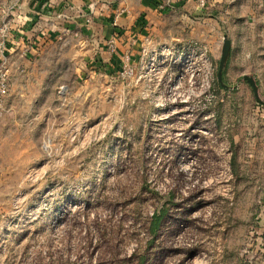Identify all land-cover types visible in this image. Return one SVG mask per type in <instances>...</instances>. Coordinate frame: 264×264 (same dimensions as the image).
<instances>
[{
    "label": "rangeland",
    "instance_id": "374dc122",
    "mask_svg": "<svg viewBox=\"0 0 264 264\" xmlns=\"http://www.w3.org/2000/svg\"><path fill=\"white\" fill-rule=\"evenodd\" d=\"M168 4L122 74L76 37L10 65L0 264H264V4Z\"/></svg>",
    "mask_w": 264,
    "mask_h": 264
},
{
    "label": "crops",
    "instance_id": "0c3cea01",
    "mask_svg": "<svg viewBox=\"0 0 264 264\" xmlns=\"http://www.w3.org/2000/svg\"><path fill=\"white\" fill-rule=\"evenodd\" d=\"M173 1V0H171ZM245 1L246 8L259 12L264 0ZM1 8L17 2L19 16L10 18L9 52L7 59L13 67H20L36 58L62 40L76 37L85 44L86 52L94 54L95 64L113 69L119 65L126 52L133 57V48L144 40L149 22L155 21L157 33L169 32L164 15L174 7H164L162 0H1ZM177 4V3H175ZM165 5V4H164ZM0 8V9H1ZM209 7L204 5L203 12ZM1 15V13H0ZM147 26V27H146ZM261 27V25H259ZM259 29V28H258ZM114 38L115 52L111 53L108 40ZM259 31V30H258ZM170 37L178 40L180 35L172 32ZM264 32L259 31V35ZM64 42V41H63ZM163 42V41H162ZM39 51V52H38ZM91 62V61H90ZM246 72L247 63L241 61ZM262 104V103H261Z\"/></svg>",
    "mask_w": 264,
    "mask_h": 264
},
{
    "label": "built area",
    "instance_id": "2783aa9c",
    "mask_svg": "<svg viewBox=\"0 0 264 264\" xmlns=\"http://www.w3.org/2000/svg\"><path fill=\"white\" fill-rule=\"evenodd\" d=\"M200 4H204L205 0H198ZM19 4L17 2L9 5L7 9L3 10V14L8 15L12 14L14 18L19 16ZM11 26L9 25V21H6L3 17L0 16V97H3L8 89V81H9V70H10V63L7 59V54L9 50V32H10ZM117 34L114 35L111 39L108 40L107 46L109 47V50L111 53L115 52V44H114V38L118 35L121 37L120 33L121 31L116 32ZM131 61L132 56L130 52L125 53L122 58L120 59V62L123 63L122 65V71L120 74L126 72L127 70H130L125 67L126 62L125 61Z\"/></svg>",
    "mask_w": 264,
    "mask_h": 264
},
{
    "label": "water",
    "instance_id": "95a60500",
    "mask_svg": "<svg viewBox=\"0 0 264 264\" xmlns=\"http://www.w3.org/2000/svg\"><path fill=\"white\" fill-rule=\"evenodd\" d=\"M229 44H230L229 40L226 39L224 41V47H223V50H222V57H221V60H220L219 70L221 69V66L223 64V60H224V58H225V56L227 54V51L229 49ZM245 79L250 83V85L253 87V89L255 91V86H254L253 80L250 77H247V76H245Z\"/></svg>",
    "mask_w": 264,
    "mask_h": 264
}]
</instances>
